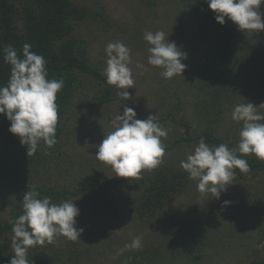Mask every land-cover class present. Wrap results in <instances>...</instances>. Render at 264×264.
<instances>
[{
  "label": "rangeland",
  "instance_id": "obj_1",
  "mask_svg": "<svg viewBox=\"0 0 264 264\" xmlns=\"http://www.w3.org/2000/svg\"><path fill=\"white\" fill-rule=\"evenodd\" d=\"M25 2L16 4L19 22L25 21ZM72 2L85 9L84 19L77 22L75 36L84 43L89 63L98 67L105 77L106 45L121 41L132 49L130 67L135 85L127 89L131 95L129 100L119 98L113 86L109 96L115 97L114 101L100 105L98 101L106 86L88 80L83 89L75 92L66 124L67 134H64L59 152L34 158L35 162H29V157L13 162L15 166H27L30 171L27 177L34 187L46 185L57 191L75 192L93 180L104 183L103 188L95 185L67 199L79 209L76 226L83 232L76 241L58 237L53 244L62 263H47L133 264L130 259L133 260L138 251L123 255L117 252L134 237L142 236L143 248H153L160 246L158 242L166 233L197 223L199 219L203 220L205 228L204 243L199 248L200 254L190 258L192 264H245L251 258L264 255V172L253 171L240 178L235 174L233 184L227 186L219 199L211 198L210 194L202 195L197 190V181L190 180L189 188L158 217L140 220L137 212L143 180L159 167L177 166L188 176L180 162L193 152L201 140L197 137L203 133H211L230 148L238 146L242 122L232 119L234 107L247 102L256 107L264 104V31L240 30L241 67L223 87L206 86L199 65L206 61L207 50L204 43L196 39L195 21L189 20L180 0ZM260 11L264 21V4ZM157 30H163L169 42H175L187 54V59L182 61L187 65L182 75L165 79L161 75L163 69L148 65L150 45L143 35L146 31ZM137 63L149 70L144 72L137 68ZM125 106L132 107L140 120L157 115L159 123L169 129L168 136L163 139L166 145L163 163L156 169L142 171L138 179L116 177L110 165L95 157L97 145L113 130L111 121L117 114L123 115ZM260 111L264 113V108ZM191 137L192 140L187 139ZM238 155L243 159L254 156ZM111 179L116 181L106 185ZM8 184L6 180L0 181L3 196L0 220H11L14 208L24 197L21 189ZM51 200L54 203L67 201ZM225 201L230 203L225 206ZM71 243H76L81 253L67 260V247Z\"/></svg>",
  "mask_w": 264,
  "mask_h": 264
},
{
  "label": "clouds",
  "instance_id": "obj_2",
  "mask_svg": "<svg viewBox=\"0 0 264 264\" xmlns=\"http://www.w3.org/2000/svg\"><path fill=\"white\" fill-rule=\"evenodd\" d=\"M214 12L216 22L224 25L226 18L241 31H264V21L260 6L264 0H206ZM144 40L148 48V65L161 68L165 79L182 75L187 65L182 61L187 54L169 42L163 30L146 31ZM31 45L25 43L22 56L11 46H5L4 61L10 66V76L5 86H0V114L10 121L9 132L27 146V156L35 154L43 142L46 148L57 143L56 130L59 120L57 94L64 87V80L49 78L46 60L42 55L31 51ZM107 56L104 75L108 85L115 86L117 96L124 101L131 98L127 89L134 88L135 80L132 63V49L121 41L106 45ZM137 68L147 72L149 69L141 63ZM251 102L234 107L232 119L242 122L239 143L235 148L221 143L212 147L202 138L193 152L180 162V167L190 180L197 181V190L202 195H211L219 199L227 186L233 184L235 171H251L246 159L239 154L254 155L264 160V113ZM132 107H124L111 121L112 131L104 135L97 145L96 159L110 165L116 177L140 178L142 171L153 170L163 163L166 145L163 139L169 129L159 123L157 115L147 119L136 118ZM230 202L225 201L227 206ZM22 214L13 222L11 251L14 253L10 264H30L28 251L36 246L52 244L58 237L71 241L80 238L83 229L77 228L76 217L79 209L71 200L52 202L49 197H40L35 189L28 190L22 201ZM143 249L142 236H136L117 252L123 255L128 251Z\"/></svg>",
  "mask_w": 264,
  "mask_h": 264
},
{
  "label": "trees",
  "instance_id": "obj_3",
  "mask_svg": "<svg viewBox=\"0 0 264 264\" xmlns=\"http://www.w3.org/2000/svg\"><path fill=\"white\" fill-rule=\"evenodd\" d=\"M21 1L0 0V86H5L10 76V66L4 61L2 49L11 45L22 56L23 45L29 43L32 46L31 51L42 55L46 60L49 78H62L64 87L57 94L59 115L57 143L52 148H46L41 142L39 150L27 156V146L22 145L20 139L9 132L10 121L5 115L0 114V181L6 180L11 186L21 189L24 194L28 190L35 189L41 198L46 196L67 200L79 196L95 185L103 188L104 183L93 180L75 192L57 191L46 185L34 187L27 177V172H30L27 166H15L13 162L16 159L28 160L27 157L31 162L34 158L36 160L37 157L51 156L59 152L64 134H67L66 124L74 103L75 92L83 89L84 83L92 79L106 86V91L98 101L100 105L114 101L115 97L109 96L113 86L107 84L98 67L89 63L84 43L75 36L77 22L84 19L85 9L74 5L72 0H26L24 4L26 10L23 13L25 21L19 22V7H16V4ZM179 4L186 10L189 20L195 21L196 39L204 43L207 50L206 61L199 65L200 72L204 76L202 78L204 84L223 87L233 75H236L242 65L243 54L238 43L240 30L227 18L224 25L217 23L216 14L210 10L206 0H180ZM202 138L205 143L214 146L224 143L214 138L211 133H203L197 137V139ZM244 159L250 166L249 172H264V160L255 156L251 158L247 156ZM234 171L239 178L249 173H242L238 169ZM23 175L26 177L24 180ZM113 181L116 180H108L105 184L108 185ZM189 182L190 179L180 171L179 167H159L143 180L137 201L139 219L158 217L189 188ZM2 202L3 196L0 192V203ZM22 211V204L17 205L11 220H0V264L6 262L10 264L14 255L11 251L12 226ZM191 225L193 226L190 227ZM191 225L187 224L173 233H166L158 242L160 246L144 247L136 253L133 260L130 259L131 263L192 264L190 258L200 254L199 248L204 243L205 228L203 220L200 219ZM67 248L69 249L67 260L81 253L76 243L69 244ZM28 259L30 264H48L47 261L62 263L58 249H55L53 243L29 249ZM245 264H264V255L251 258Z\"/></svg>",
  "mask_w": 264,
  "mask_h": 264
}]
</instances>
